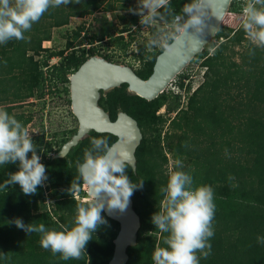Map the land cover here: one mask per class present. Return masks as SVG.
I'll list each match as a JSON object with an SVG mask.
<instances>
[{"label":"trees","instance_id":"obj_1","mask_svg":"<svg viewBox=\"0 0 264 264\" xmlns=\"http://www.w3.org/2000/svg\"><path fill=\"white\" fill-rule=\"evenodd\" d=\"M187 2L188 0H171L170 9L157 20L173 22L175 15L180 16V21L185 20L182 6ZM102 3L105 4L100 7ZM128 3L129 0H74L67 6L50 8L33 24L30 31L24 33V40L13 39L6 44H0V62L2 55L10 52L9 50H19L15 54L17 57L13 59V66L6 68L4 74H10L13 68H17V72L11 71V75L17 76L21 83L24 91L20 96L34 94L38 98L41 95V71L38 67L45 65L49 56L57 55L60 51L45 48L47 52L39 61L32 59L26 51L36 53L40 41L49 40V29L65 24L69 16L83 17L99 8L104 11L124 9L129 7ZM135 21L136 17H131L129 23L134 24ZM82 28L79 25L70 38L67 37V46L79 36ZM150 29L153 30L154 27L150 26ZM122 31H126L131 39L132 34L128 28H121L119 33ZM220 31L217 30L214 38L220 35ZM243 34L245 33L241 28H236L210 52H207V48L214 45L211 40L204 45L199 52L203 56L200 61V65L204 67L202 80L187 97L185 107L177 115L178 119L171 118L167 122L171 132L166 131L163 134V142L172 158L182 160L183 170L190 172L197 183L210 185L214 190L216 208L212 222L214 236L209 241L211 254L206 259L201 257L199 264H264V243L257 239L264 237V111L257 112L253 104L256 100L264 103V48L251 44ZM115 38L121 49L126 47L128 40L122 41L121 34L115 35ZM233 44H241V49L233 51ZM226 49L229 54L223 52ZM96 53L99 54L97 51ZM232 53L237 54V62L230 58ZM84 58L83 51L79 55L69 53L60 62L58 72H52L53 76L60 81H66L65 73L75 68ZM153 59L154 56L144 73L134 71L135 74L145 78L150 72ZM179 75L180 73L177 77ZM182 79L177 82L179 87L182 86ZM122 86L125 87V84L122 83ZM117 87L107 91L105 96L112 98V94L118 91ZM19 88L17 86L11 93L1 91L0 101L11 99L9 102H12L17 95L15 90ZM33 88L36 90L34 93ZM231 89H235V92ZM242 92L247 95L244 101L231 96V93L239 95ZM163 95L162 92L151 100H145L121 89L114 96L119 97L120 109L135 119L142 135L143 127L152 131L154 111L163 103ZM170 95L178 97L177 93L170 92ZM103 99L101 95L98 104L105 110ZM125 102L129 104L125 105ZM176 104L177 101L173 100L172 106L175 107ZM172 106L168 105L167 109L171 110ZM0 108L9 112L10 106L4 105ZM114 117L115 115L109 116L110 119ZM15 118L17 119L16 116ZM29 118L26 116L20 120L24 124ZM234 120L237 122L233 123ZM242 123L247 126L243 134L250 141V144L247 142L248 146L244 144V148L238 144L241 142L233 141L231 134ZM188 132L191 133L189 136ZM90 135L106 138L109 143L115 138L109 133L91 132L87 137ZM204 137L210 141L205 147H200L198 143ZM195 138H198V142ZM87 139L82 138L79 144L70 147L65 156L43 162L49 183L46 197L43 196L41 186L33 195H25L19 185L0 190V264H106L111 254L113 236L108 242H102L100 234L102 230L117 228V223L103 212L101 215L106 224L92 234V239L86 244L79 259H62L60 253L53 254L51 250L41 246L39 234H28L15 224L17 219L25 224L43 223L48 228L71 224L79 202L74 201L66 190L77 176L76 160H82L83 150L91 146ZM223 148L226 150L223 151ZM134 156V171L125 164L126 174L133 184L138 185L143 180L142 187L134 189L131 196L133 209L139 217V227L135 244L126 248L127 260L124 264H153L152 253L155 246L158 243L165 246L162 243V234L151 223V215L160 210V187L166 181L161 166L166 158L161 147L146 143L143 135L135 148ZM17 167L16 164L0 165V184ZM45 198L50 200L51 209H45L40 204Z\"/></svg>","mask_w":264,"mask_h":264},{"label":"clouds","instance_id":"obj_2","mask_svg":"<svg viewBox=\"0 0 264 264\" xmlns=\"http://www.w3.org/2000/svg\"><path fill=\"white\" fill-rule=\"evenodd\" d=\"M73 2L0 0V44L13 39L24 40V33L30 31L50 8ZM208 2L188 0L182 6L185 24H191L199 31ZM170 5L171 0H138L137 8L130 11L140 17L142 25H150L161 18ZM241 16L240 28L248 41L264 48V0H244ZM179 20L180 17H173L174 23L178 24ZM87 46L79 45L82 48ZM90 144L83 150V159L75 162L77 176L71 181L69 189L79 192L81 185H86L91 199L77 204L71 224L48 228L43 223L36 225L25 224L19 219L15 221L16 226L26 233L39 234L41 246L53 254L60 253L64 260L79 259L92 234L106 224L101 215L105 206L109 211H123L133 190L142 187L143 183V180L138 185L131 182L126 174L124 159L113 150L106 138L92 137ZM36 150L30 132L22 122L0 108V165H18L17 170L9 172L8 178L0 184V190L19 185L25 195H33L38 187L43 186L47 180L46 166L41 163ZM183 169V161L175 159L166 171L165 184L160 187V210L151 215V223L162 234L165 245L158 243L155 246L153 264H199L201 257L206 259L211 254L209 241L214 236L212 222L216 208L214 190L210 185L197 183L191 173ZM257 239L264 243V237Z\"/></svg>","mask_w":264,"mask_h":264},{"label":"rangeland","instance_id":"obj_3","mask_svg":"<svg viewBox=\"0 0 264 264\" xmlns=\"http://www.w3.org/2000/svg\"><path fill=\"white\" fill-rule=\"evenodd\" d=\"M243 3L244 0L231 1L228 11L223 17L221 24L218 28V30H221L220 35H218L216 38H212L211 42L214 45L212 47L207 48V52H210V50L215 47L216 44L230 36L236 28H240L242 19L241 8ZM104 4L105 3H102L100 7H102V5ZM128 4L129 7L124 9L118 8L104 11L102 8H99L93 13L85 15L83 17L69 16L65 24L49 29V40L40 41L39 48L36 53L32 52L31 50H27L26 54L30 55L32 59L39 61L44 57L47 52L45 48L49 50L53 49L54 51H60L57 56H49L46 60L47 65L49 64V61H52V65H54L55 62H59V56L61 58L63 52L66 51L68 48L74 49L76 47H79V45L88 44L89 46H93L95 49H97L98 53H100L101 55H106L107 60L114 61L116 63L127 64L131 66L134 71L144 73V71L150 64V61L152 60L153 56L164 46L166 42H168L171 37H173L177 33L178 27H180V23L182 21H180V19V23L176 24L174 22H164L156 20L150 25H142L140 23V17L134 14L133 11H130V9L137 8L138 0H129ZM176 16L178 15H175L174 17ZM131 17H136V21L134 24L129 23ZM79 25L83 26V28L79 32V36L76 39L71 40L70 44L67 46V37L70 38L71 33ZM150 26H153L154 29L151 30ZM123 27L128 28L130 34H132L131 39L129 38V35L126 31H122L121 33H119V30H121V28ZM118 34H121L122 41L128 40L126 47H124L123 49H121L117 44L115 35ZM91 35H93L92 38ZM243 36L246 37L245 34H243ZM244 42L245 41H243V44H245ZM240 49L241 44L232 45L233 51L237 52ZM9 51L10 52L2 55V62H0V94L4 90H6V93H11L17 86H19L20 88L16 89L15 92L18 96H20L24 90L20 86L21 83L19 82L17 76L11 75V71L17 72V68H13L14 70L12 69L10 71V74H4V72L7 71L6 68L13 66V59L17 57V55L15 54L19 53L18 49H11ZM223 52L225 54H229V51L227 49ZM202 58L203 56L201 54H195V56L190 59L188 64L180 73L181 77L180 75L178 77L176 76L174 79L175 81L170 84L173 91H176L175 84H177L178 80L185 78L184 81L186 82L184 83V86L186 84V87H177L178 97H172L170 95V92L166 93L163 91L164 101L159 106H157L156 110L154 111L152 131H150L148 128L143 127L144 134L142 133V135L146 138V143H154L160 146L166 158V161L161 166L163 173H166V171L172 167V164L174 162V159L172 158L170 152L167 150L165 143L163 142L164 132H171V129L167 125V122L171 118L178 119L177 115H179L180 110L185 107L187 97L192 94V89L195 88V86L199 84L202 80V71L204 70V67L200 65V61ZM230 58L235 62L238 61V56L236 53H232ZM38 68L41 71V78H43V80L44 78H50L52 80L51 83L47 81V85L50 84V86H52V89L45 91L43 87L42 92L47 93V98L52 96L54 98V101L58 103V107L56 105H53L54 107L52 108L51 113L50 109L49 113H46V115L42 113L40 121L42 122L43 126H46L43 129L44 132H47L46 137L49 138L50 134H54L56 136V140H59L60 137L62 138V136L68 135L69 130L74 128L75 126V121L68 112L67 103L65 101V95H63L65 94L64 88L66 87L67 83L66 81L60 82L56 78L52 79V77H54L52 72L54 71L50 69V65L46 66V68H44L43 65H40ZM35 76H37V71H35ZM117 88L118 91L112 94V98L110 99L105 96L106 92L109 90L101 93L104 98L102 101L106 106L105 111L108 113L109 116H114L117 110H121V104L118 101L119 97H116L114 95L118 94L121 89L125 88L122 86V84H120ZM32 90L33 93L36 91L35 88H33ZM231 91L235 92V89H231ZM241 91H244V89L241 88ZM17 95L15 97L11 96L13 97L12 102H9V100L11 99H6L0 101V103L4 105L8 104L10 106V112H24V115L31 114L30 122H28L27 125H24L30 132V135L35 134L38 132V129L35 127L36 124H38V120H36V114H40L37 111L38 102H40L39 97L37 98V96H35L34 94H31L30 96L20 97H18ZM55 95L58 96V98ZM231 96L232 98H240V100L242 101L247 98V95L244 92L240 93L239 95L231 93ZM53 98H50L49 101L53 100ZM173 100L177 101L175 107L172 106ZM124 104L128 105L129 102H125ZM132 104L133 103H130V105ZM253 104L254 110H256L257 112L264 111L263 102L256 100L253 102ZM168 105L172 106L173 108L171 110H168ZM48 106L50 107L49 104ZM21 114L23 115V113ZM232 122L236 123L237 121L234 120ZM246 127L247 126L245 125V123H242L238 125V127H236V129L239 131L236 130L235 132H231L232 138H234L233 141L241 142L242 144H238L241 145L242 148H244V144L246 146H248V143L250 144L248 138H246V136H244L245 134H243V130H245ZM190 134V132L187 133L188 136ZM225 136L227 137V134ZM83 137L88 138L86 140L88 142L93 136L90 135L87 137L86 134ZM194 140L198 142V138H195ZM167 141L169 142V139ZM208 141H210V139L204 137L198 144L200 147H205ZM213 144H215V142ZM217 144L220 143L217 142ZM222 150L225 151L226 148H223ZM208 159L209 157H207V160ZM66 191L70 192V195L74 201L81 202L90 199L87 194H85L83 185H81V190L79 192H72L70 191V189H67ZM40 204H43L45 209H51V202L48 198L43 199ZM116 229L117 228H108L104 231L102 230L100 234V240L102 242H108L110 237L114 236Z\"/></svg>","mask_w":264,"mask_h":264},{"label":"water","instance_id":"obj_4","mask_svg":"<svg viewBox=\"0 0 264 264\" xmlns=\"http://www.w3.org/2000/svg\"><path fill=\"white\" fill-rule=\"evenodd\" d=\"M231 1L209 0L199 31L191 24H185L186 19L183 20L177 33L155 54L150 72L145 78L135 74L127 64L116 63L96 54L85 58L73 72L67 73L70 111L77 121V128L61 144L56 156L62 157L88 131L109 133L115 137L110 146L134 171V151L141 139L140 129L135 119L122 110H117L115 117L110 119L97 102L100 92L124 83L127 94L137 95L145 100L155 98L182 72L190 59L212 40ZM84 190L91 199L86 185ZM102 212L117 223L111 240V254L106 264H124L127 260L126 248L135 244L139 227V217L133 209L132 199L129 198L123 211H109L105 206Z\"/></svg>","mask_w":264,"mask_h":264},{"label":"flooded vegetation","instance_id":"obj_5","mask_svg":"<svg viewBox=\"0 0 264 264\" xmlns=\"http://www.w3.org/2000/svg\"><path fill=\"white\" fill-rule=\"evenodd\" d=\"M162 49V48H161ZM160 49V50H161ZM159 50V51H160ZM81 51H83V53L85 54V58H87V57H89L90 55H93V54H96V55H100V56H102V57H104L105 59H107L106 58V55H101L100 53L99 54H97L96 53V51H97V49H95L93 46H87V47H84V48H82V47H76V48H68L66 51H64L63 52V54H62V57L60 58V56H59V62H55V64L54 65H52V61H49V64L47 65V64H45V65H43L44 66V68H46V66H49L50 65V69L51 70H53L55 73L56 72H58V70H59V68H60V62L63 60V58L65 57V56H67L69 53H74L75 55H79L80 53H81ZM98 52V51H97ZM57 56V55H56ZM155 56V55H154ZM84 58V59H85ZM84 59H82L81 61H79L78 62V64L75 66V68H73V69H71L70 71H68V72H66L65 73V76L67 75V73H70V72H73L76 68H77V66L84 60ZM114 62V61H113ZM132 68V67H131ZM134 71V70H133ZM53 78H55V77H52V79ZM57 79V78H56ZM58 80V79H57ZM47 81L49 82V83H51V79L50 78H48V79H46V78H44V80H43V78H41V80H40V85H41V94L42 95H40L39 96V101L40 102H38V108H37V111L40 113L39 115L38 114H36V117H37V119L36 120H38V124H36V128L38 129V132L37 133H35V134H31V137H32V139H33V142H34V144L36 145V147H37V155H39L40 156V160H41V163H43L45 160H47V159H53V158H55V157H58V156H56V154H57V151H58V149L60 148V146H61V144H63L66 140H68L70 137H71V135L75 132V130H76V128H77V121H76V119H75V117L73 116V114L71 113V111H70V99H69V91H68V79H67V76H66V83H67V85H66V87L64 88L65 89V94H63V95H65V101H66V103H67V107H68V112H69V114L71 115V117L74 119V121H75V126H74V128H72V129H70L69 130V134L68 135H65V136H62V138L60 137L59 138V140H56V136L54 135H49V138L48 137H46V134H47V132H44V127H46L45 125L43 126V124H42V122L40 121V118H41V115H42V113H44V115H46V113H49V109H50V113L52 112V108L54 107L53 105H56L57 107H58V103L57 102H55L54 101V98L52 97V96H50L49 98H47V93H45V92H42V88L44 87V89H45V91H48V90H51L52 89V86H50V84L49 85H47ZM60 81V80H59ZM44 82V83H43ZM60 82H62V81H60ZM48 86H50V87H48ZM125 88V87H124ZM101 93L102 92H100V95H99V97H98V99L100 98V96H101ZM57 94H59V93H57ZM56 96V95H55ZM57 98H58V96H56ZM52 99L53 98V100H51V101H49V99ZM98 99H97V102H98ZM48 104L50 105V107L48 106ZM47 108V109H46ZM23 113V115H22V117H26V116H29V117H31V114H28V115H24V112H22ZM28 122H30V118H29V120L28 121H26L24 124L25 125H27V123ZM23 124V125H24ZM24 125V126H25ZM26 127V126H25ZM42 130V131H41ZM91 132H94V131H88L87 133H85L84 135H89ZM97 133V132H96ZM83 135V136H84ZM81 137V138H79L77 141H76V143H75V145L76 144H79V141L82 139V138H84V137ZM113 141V140H112ZM111 141V142H112ZM110 142V143H111ZM109 143V144H110ZM75 145H73V146H75ZM72 147V146H71ZM69 149H70V147H69ZM68 149V150H69ZM68 152V151H67ZM67 152L63 155V156H65L66 154H67ZM30 155H31V153H29ZM29 155V156H30ZM62 156V157H63ZM49 185V183H48V181L46 180L45 182H44V184H43V186H41V188H42V192H43V196L44 197H46V195H47V186ZM55 188H62L61 186H55ZM84 188H85V186H84ZM84 192H85V190H84ZM86 194V193H85ZM46 199V198H45Z\"/></svg>","mask_w":264,"mask_h":264},{"label":"built area","instance_id":"obj_6","mask_svg":"<svg viewBox=\"0 0 264 264\" xmlns=\"http://www.w3.org/2000/svg\"><path fill=\"white\" fill-rule=\"evenodd\" d=\"M174 79H175V78H174ZM174 79H172V80L166 85V87L164 88V92H171L172 94H176V93H178V90H177V87H179L178 84H175L176 91H173L172 87L170 86V84H171L173 81H175ZM184 79H185V78L182 79V88H185V87H186V84H185V86H184V83L186 82V81H184ZM193 89H194V88H193Z\"/></svg>","mask_w":264,"mask_h":264},{"label":"crops","instance_id":"obj_7","mask_svg":"<svg viewBox=\"0 0 264 264\" xmlns=\"http://www.w3.org/2000/svg\"><path fill=\"white\" fill-rule=\"evenodd\" d=\"M7 105H8V104H7ZM1 106H4V104H1V103H0V107H1ZM21 113H22V112L15 113V112H12V111L10 112V111H9V114H12V115L16 116V117H17V120H19L20 122H21L20 118H22V114H21ZM20 116H21V117H20Z\"/></svg>","mask_w":264,"mask_h":264}]
</instances>
